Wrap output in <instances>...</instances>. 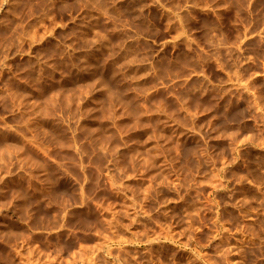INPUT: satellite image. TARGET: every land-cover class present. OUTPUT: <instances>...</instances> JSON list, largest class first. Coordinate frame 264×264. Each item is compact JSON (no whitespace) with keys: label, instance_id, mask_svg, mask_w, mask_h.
Masks as SVG:
<instances>
[{"label":"rangeland","instance_id":"rangeland-1","mask_svg":"<svg viewBox=\"0 0 264 264\" xmlns=\"http://www.w3.org/2000/svg\"><path fill=\"white\" fill-rule=\"evenodd\" d=\"M0 264H264V0H0Z\"/></svg>","mask_w":264,"mask_h":264}]
</instances>
